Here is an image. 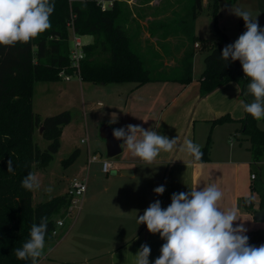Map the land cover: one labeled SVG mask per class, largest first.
I'll return each mask as SVG.
<instances>
[{
	"label": "trees",
	"instance_id": "1",
	"mask_svg": "<svg viewBox=\"0 0 264 264\" xmlns=\"http://www.w3.org/2000/svg\"><path fill=\"white\" fill-rule=\"evenodd\" d=\"M50 2L55 4L49 18L50 29L26 44L0 45V264H31L30 259L18 260L15 249L30 238L32 225L38 224L45 216L49 220L45 241L52 240V231L56 227L54 215L63 212L64 218L71 204L68 193L34 204L33 191L24 189L21 182L29 172L33 173L35 164L46 166L59 151L61 128L72 120L68 110L42 118L33 108L34 87L38 81L60 80L62 71L74 74L68 27L72 19L78 34L94 37L85 46L86 56L80 70L82 81L96 84L132 81L141 86L152 81L171 80L187 84L192 80L194 50L187 44L178 65L166 69L158 65V71L162 69L158 74L145 65L141 53L130 40L132 36L124 24L126 17H122L120 0L105 11L94 0H76L72 4L69 0ZM196 2L201 11L203 0ZM72 14L76 16L71 17ZM240 23L245 24L243 19ZM215 32L219 40L211 45L205 44L209 46V52L205 56V69L199 77L201 96L231 81L241 85L250 81L240 61L229 58L225 62L220 58L223 48L234 42L218 26ZM197 41L193 36L192 43L196 45ZM233 120L225 114L214 119L212 127ZM237 121L241 123L239 131L251 142L249 149L253 165L260 164L264 160V130L248 113ZM36 129H42V136L50 140L45 149L35 141ZM211 143L210 131L206 144L201 147L203 157L200 161L210 160ZM79 153V149L75 150L64 164L74 163ZM9 159L13 161V172L7 171ZM260 208L264 209V200ZM247 236L250 245H264V230L250 231Z\"/></svg>",
	"mask_w": 264,
	"mask_h": 264
},
{
	"label": "crops",
	"instance_id": "2",
	"mask_svg": "<svg viewBox=\"0 0 264 264\" xmlns=\"http://www.w3.org/2000/svg\"><path fill=\"white\" fill-rule=\"evenodd\" d=\"M143 20H139L141 30L134 29L136 38L180 37L165 33L168 29L166 17H146ZM199 77L187 84L171 80L152 81L131 90L130 104L126 105L123 114L124 124L122 127L113 124L118 127L116 129L129 124L140 125L170 140L177 138L178 147L171 152H161L149 164L133 156L122 140V152L111 160L113 166L109 173L103 171L102 163V172L99 173L96 168L92 184H88V175H82L87 180L88 189L87 196H83L87 205L82 208L81 204L78 213L82 221L79 235L71 229L74 221L58 244L51 245L52 240L45 241L48 245H45L44 255L38 264H136V253L142 244L150 247L149 264H154L166 241L159 233H150L146 224L138 225L136 216L143 215L144 210L156 200H160L161 207L166 209L171 204L173 193H186L193 188L200 190L209 185H215L224 194L219 202L221 210L238 209L239 220L234 222V227L243 224L247 229L246 235L256 229L263 230L256 223L255 216L249 213L254 209V203L250 209L245 202L246 197L253 196L254 181L258 180L257 176L251 178V142L245 146L243 143L229 146L232 129L230 122H226L214 126L210 160L196 162L185 150H181L186 140L204 146L213 129L212 121L228 111L225 105L214 108L207 99L209 94L201 96ZM168 88H171V94L166 93ZM217 139L220 142L223 140L220 147H216ZM90 151L89 148L88 156ZM161 185L165 187V192L157 195L154 189ZM92 233L96 240L89 238ZM57 250L61 254H57Z\"/></svg>",
	"mask_w": 264,
	"mask_h": 264
},
{
	"label": "rangeland",
	"instance_id": "3",
	"mask_svg": "<svg viewBox=\"0 0 264 264\" xmlns=\"http://www.w3.org/2000/svg\"><path fill=\"white\" fill-rule=\"evenodd\" d=\"M231 6L250 11L253 17H257L260 28H264V0H203L201 11L196 0H120L119 4L122 17H126L124 24L131 32L132 37H130V40L134 48L141 53L145 65L153 72L156 71L157 74L162 71V69L158 71V65L165 69L174 67L183 59L186 49L185 44H187L188 47L194 50V56L191 59L192 80L194 81L205 69V56L209 52L208 45L219 40L215 32L216 26L223 30L228 39L233 42L246 31L245 24L240 23L242 18L229 11ZM196 14L198 15L194 20L193 17ZM146 17H166L168 29L165 33L178 34L180 37L153 39L134 37L135 30L137 28L141 30L139 20ZM193 36H196L199 41V47L192 43ZM81 38L84 43H90L94 40L92 35H82ZM206 43L207 46H205ZM163 73L165 72L163 71ZM248 83L250 81L244 85L236 81L228 82L207 97L214 108L225 105L228 109L227 114L234 119L230 122L232 137L228 141L229 146L238 145L239 143H243L244 146L250 144V140L244 138L243 133L239 131L241 125L237 121L246 115L241 101L244 100L247 103L254 99L251 94L244 95ZM159 85L163 86L164 84ZM135 86L137 84L132 81L109 82L106 84L84 82L78 74H72L70 80H66L63 76L60 80L38 81L35 84L33 108L36 113L44 118L68 110L72 114V120L62 126L60 149L53 155L49 163L46 166L37 164L33 166V173L37 175L41 183V187L33 191L34 204L56 195L66 194L69 190L70 181L74 177L88 175L90 177L88 184H92L91 179L93 174L97 172L96 168L99 169V173L102 172L100 169L102 168V160L116 159V156L109 157L107 155V140L102 136L101 130L105 124L115 128L118 127L113 124H119L122 127L125 120L123 118L125 107L128 103L130 104V92ZM166 93L171 94V88H168ZM126 115H128V111ZM257 125L264 130V119L257 120ZM213 130L214 127L211 131L212 145L214 143ZM34 138L42 149H45L50 143L49 139L42 136L40 129H36ZM222 143L223 140L220 142L217 139L216 147H220ZM89 148L91 150L90 154L99 156V160L91 163L90 169H88L87 164ZM77 149L80 150L77 160L70 165H65L64 160L69 158ZM84 167L85 169H83ZM251 168L258 177V180L254 181L253 195L256 197L254 209L249 211L254 215L255 212L260 210L261 203L264 200V160L260 164L251 165ZM49 187L53 189L52 192L46 191ZM88 192L90 193V187ZM86 196L85 194L84 197ZM84 197L81 203L82 208L87 205ZM79 212V207H74L72 216H64L65 226H57L58 233L53 236L51 245L58 244V241L62 240L63 233L69 229L74 221V226L71 229L79 235L82 222L78 215ZM62 213L54 215L55 221L63 216ZM256 223L264 230V220L256 221ZM92 234L89 238L96 240L95 234ZM86 243L90 244L89 242ZM45 245L48 244L45 243ZM58 250L56 253L61 254ZM54 254L52 257H54Z\"/></svg>",
	"mask_w": 264,
	"mask_h": 264
},
{
	"label": "clouds",
	"instance_id": "4",
	"mask_svg": "<svg viewBox=\"0 0 264 264\" xmlns=\"http://www.w3.org/2000/svg\"><path fill=\"white\" fill-rule=\"evenodd\" d=\"M54 8L55 4L50 0H0V45L26 44L50 29L49 18ZM229 11L243 19L246 31L233 44L223 48L220 58L225 62L229 58L240 61L245 76L250 78L244 95L254 97L251 102L242 100L241 104L246 113L261 120L264 119V28H260L257 17H253L250 11L233 6ZM113 136L123 140V145L133 156L149 164L161 152H171L178 147L177 138L170 140L140 125L129 124L113 129ZM181 150L196 162L203 157L201 146L191 140H186ZM7 171H14L11 159L7 161ZM21 184L28 191L41 187L39 178L32 172L23 178ZM52 190L51 187L46 189L48 192ZM154 192L162 195L165 187H156ZM223 195L215 185L200 190L193 188L186 193H173L166 209L161 207L160 200H156L143 215L136 216L138 225L146 224L150 233H159L166 241L154 264H264V245H250L243 224L234 227V222L239 220L238 209L221 210L219 202ZM255 200L254 195L245 198L247 204ZM56 223L58 227L63 226L62 221ZM48 225L46 216L32 225L30 238L15 249L18 260L30 259L31 264H38L44 255ZM150 252V247L142 244L136 253V264H149Z\"/></svg>",
	"mask_w": 264,
	"mask_h": 264
},
{
	"label": "built area",
	"instance_id": "5",
	"mask_svg": "<svg viewBox=\"0 0 264 264\" xmlns=\"http://www.w3.org/2000/svg\"><path fill=\"white\" fill-rule=\"evenodd\" d=\"M76 0H69L70 4H72ZM96 4L102 9V10H109L112 9L116 2L118 0H94ZM75 14H72L71 17H75ZM69 31H70V58H71V67L74 69V74H78L80 76V70H81V63L82 60L86 56L85 52V46L88 43H84L80 34H78L75 30L73 19L68 23ZM196 46L199 47L200 43L197 42ZM61 76L65 77L66 80L71 79L70 74H66L64 71L61 72ZM81 77V76H80ZM99 160V156L96 154H89L87 163L90 165L93 161ZM103 162V171L105 173H109L112 169L113 163L109 159H104L102 160ZM252 179L256 178L255 173H252L251 175ZM88 185H87V180L86 178L83 177H75L73 180H71L70 185H69V190H68V195L71 198V204L69 208L67 209V214L66 215H73V209L78 208L80 209L81 207V202L82 198L87 192ZM248 206L250 204H247ZM59 221L63 222L64 225V220L61 218ZM57 222V221H56ZM58 233L57 230V223L56 227L53 229L52 234L53 236Z\"/></svg>",
	"mask_w": 264,
	"mask_h": 264
},
{
	"label": "water",
	"instance_id": "6",
	"mask_svg": "<svg viewBox=\"0 0 264 264\" xmlns=\"http://www.w3.org/2000/svg\"><path fill=\"white\" fill-rule=\"evenodd\" d=\"M113 129L116 128L105 124L101 130L102 136L107 140V155L109 157L118 156L122 152V140H118L113 136ZM40 132L42 133V129ZM254 216L258 221H263L264 209L255 212Z\"/></svg>",
	"mask_w": 264,
	"mask_h": 264
}]
</instances>
